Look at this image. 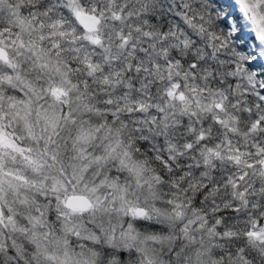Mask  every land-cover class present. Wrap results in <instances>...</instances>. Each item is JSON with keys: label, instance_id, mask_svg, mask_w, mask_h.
I'll return each mask as SVG.
<instances>
[{"label": "trees", "instance_id": "obj_1", "mask_svg": "<svg viewBox=\"0 0 264 264\" xmlns=\"http://www.w3.org/2000/svg\"><path fill=\"white\" fill-rule=\"evenodd\" d=\"M223 9L216 0H0L6 61L67 96L43 100L57 122L36 136L0 101V133L68 195L87 193L82 175L115 208L150 211L163 237L119 263L264 264V101L221 99L247 56ZM78 12L99 18L98 43ZM11 72L0 61L4 85Z\"/></svg>", "mask_w": 264, "mask_h": 264}, {"label": "rangeland", "instance_id": "obj_2", "mask_svg": "<svg viewBox=\"0 0 264 264\" xmlns=\"http://www.w3.org/2000/svg\"><path fill=\"white\" fill-rule=\"evenodd\" d=\"M216 1L224 7L220 18L247 48V56L240 57L233 66L238 70L237 82L228 84L221 99L232 106L241 105L251 92L264 101V62L258 57L264 51V0ZM231 17L236 18L235 24ZM97 38L94 33L89 41L93 43ZM0 48L5 52L0 61L13 70L5 80L7 85L0 80L3 115L34 136L52 130L57 122L51 110L55 103L43 100L67 101L64 89L39 85L37 78H23L22 73L15 72L19 66L6 61L5 46ZM228 69L233 76L232 67ZM180 96L183 103V95L177 94ZM18 155L6 135L0 133V264H127L118 262L119 253L125 257L132 253L138 258L148 254V242L163 237L157 234L162 229L149 210L130 203L115 208L114 198H106L97 185L92 186L80 175L78 185L87 191L80 195L91 203L84 220L79 212L66 206L68 188L59 179L44 173L28 153L22 154V160H17ZM262 173L264 176L263 166ZM137 210L143 214L139 216Z\"/></svg>", "mask_w": 264, "mask_h": 264}, {"label": "water", "instance_id": "obj_3", "mask_svg": "<svg viewBox=\"0 0 264 264\" xmlns=\"http://www.w3.org/2000/svg\"><path fill=\"white\" fill-rule=\"evenodd\" d=\"M75 19L77 24L86 32L92 33L95 31L96 26L99 22V18L93 14L85 13V12H78L75 14ZM98 43V39L95 40ZM5 58V52L3 49L0 48V59ZM179 99H182L180 96ZM263 170H264V162L262 163ZM66 206L71 209L75 210L79 213H86L91 208L90 201L85 198L84 196L78 194L69 195L65 200ZM137 214L140 216L143 214L142 210H137Z\"/></svg>", "mask_w": 264, "mask_h": 264}, {"label": "bare ground", "instance_id": "obj_4", "mask_svg": "<svg viewBox=\"0 0 264 264\" xmlns=\"http://www.w3.org/2000/svg\"><path fill=\"white\" fill-rule=\"evenodd\" d=\"M262 56H263V58H262ZM258 57H259V59L261 60V62H262V61L264 62V51H263V52H259V53H258Z\"/></svg>", "mask_w": 264, "mask_h": 264}]
</instances>
